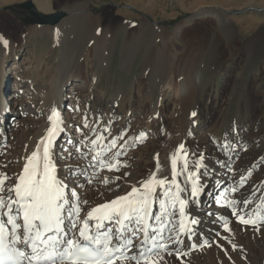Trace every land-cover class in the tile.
<instances>
[{
  "label": "rangeland",
  "instance_id": "obj_1",
  "mask_svg": "<svg viewBox=\"0 0 264 264\" xmlns=\"http://www.w3.org/2000/svg\"><path fill=\"white\" fill-rule=\"evenodd\" d=\"M25 1L27 0L7 4L0 1V35L9 41V47L3 50V54L8 55L5 64L9 77L6 82L9 90L6 91L7 94L5 92L7 95L5 100L8 103L2 104L11 118L9 123H4L3 119L0 121V171L6 172L9 176L17 174L18 157L24 153L29 141L39 133L40 125L46 121L44 111L51 107V92L58 81L64 80L65 75L62 60L59 61L60 53L66 54L67 51L66 47L64 48L65 41H58L59 45L54 44L48 34L28 36V28L35 24H25L20 12L7 9ZM33 1L37 6L38 0ZM85 1L94 8L95 16L101 18V29L112 30L127 20V23L131 22L128 33L130 37L132 34H138L137 25L143 18L148 17L157 24V27L165 29V33L170 37V46L167 48V57H163L164 61L158 56L149 62V68L145 70L144 54L147 48L157 51L154 45L161 47L163 43L160 40L141 35L130 44H125L123 48L121 43L123 36H119L115 43L107 39L104 48L101 49L103 62L96 56L84 59L79 73L81 76L64 83L65 98L60 111L67 126L63 133L64 137L61 136L57 140L60 150L55 153V159L64 165L62 167L64 171L67 170L64 175L69 187L76 188L80 198L84 199L83 197H88L102 185L82 183L78 173L77 176L70 175L69 168L72 166L80 172L82 170L80 167L85 164V160L79 158L76 151L80 146L81 135L87 131L82 123L83 118L87 115L88 121L95 119L101 122L105 121L107 115L111 118V108L119 100V92L123 94V98L120 107L116 108L118 113L116 118H119L117 123L122 127L121 132H126L122 140H127V144L130 142L119 157L122 165H126L120 167L119 176L124 179L127 188L134 183L138 185L145 177L150 176L157 164V154L160 160L164 149L173 147L175 137L182 132V125L177 127L181 105L177 102L176 85L172 87L173 89L166 87L164 89L163 84L159 83L154 92L152 84H148L145 78L148 73L151 76V70L160 74L166 61L177 70L191 49L203 47L201 55L196 57L197 61H194L192 67L195 77H201L200 114L199 120L195 122L197 131L191 141L195 154L199 157L202 154L204 157L203 174L200 178L205 179L210 175L209 185L218 181L216 186L221 183L230 189L233 187L238 189L235 193L228 191L222 195L228 194V198L241 202L242 198L251 194V204L260 205L261 193L264 192V0H48L51 11L54 12L66 7L79 9ZM211 6L223 7L234 14L236 41L231 47L229 45V48L224 45L226 44L224 40L219 43V47L212 42L213 22L206 18L207 14L203 13V10L195 11L199 7L204 9ZM257 7L262 8L260 12ZM75 14L71 20L72 28L69 26L71 30L67 27L65 31L66 33L68 29L67 38L71 40L78 36L75 34L81 32L82 15L80 11ZM70 31L73 32H71L73 36ZM225 33L229 35V32ZM93 40H88L86 44ZM12 44L13 48H10ZM51 47L53 51L52 55H49ZM68 51L70 59L72 51L76 52L75 64L80 61L79 48ZM125 52L130 57L126 63H122ZM18 61H23V68L29 69L24 72H29V77L33 78L34 74L38 73V83L34 85L39 90L36 92L34 105L25 101L24 106L16 109L15 99L9 98V95L16 80L13 66ZM147 70L149 72H146ZM23 80L25 83H21L26 85L28 79ZM89 83L92 84V94ZM150 91L155 93L153 98ZM33 94L30 92L29 95ZM39 103H43L45 108L39 109L37 107ZM231 124L236 128L233 130L236 135L239 133L238 129L241 131L237 135H240L238 141L230 139L231 129L226 130L231 128ZM141 133H146V138L138 139ZM242 176L246 178L244 182H241ZM221 189L222 187L217 189L214 196H219ZM125 191L126 189L121 194ZM260 214L261 212L257 213V218ZM261 243L256 244V247ZM242 252L244 257L240 256L235 260L239 264H264V255L258 253V250L248 254L246 252L247 255ZM218 260L216 259L214 264H225ZM229 262L233 263V260ZM203 264L208 263L203 260Z\"/></svg>",
  "mask_w": 264,
  "mask_h": 264
},
{
  "label": "snow or ice",
  "instance_id": "obj_2",
  "mask_svg": "<svg viewBox=\"0 0 264 264\" xmlns=\"http://www.w3.org/2000/svg\"><path fill=\"white\" fill-rule=\"evenodd\" d=\"M0 42L7 48L9 41L2 35ZM48 121L45 134L23 157L21 171L13 176L0 171V264H160L162 253L173 255L169 244L182 245L181 236L191 238L199 220L186 209L198 201L205 187L200 182L202 154L190 165L185 145L179 144L170 157V178L157 175L161 171L157 154L156 170L148 178L125 194L84 212L88 201L81 200L76 188H70L57 174L53 149L65 131L58 109L51 110ZM84 127H88L87 117ZM124 135L126 132H121L109 140L100 133L91 139L89 150L94 155L90 166L96 171H119L126 166L119 159L122 153L113 152ZM142 138L146 133L138 139ZM76 151L86 155L79 147ZM96 171L86 177L87 183L93 182ZM69 173L75 175L76 171L69 169ZM245 179L242 176L241 182ZM109 182L106 176L101 180L105 185ZM237 190L233 187L225 192ZM221 200L239 223L257 224V219L246 218L238 211V204L248 205L250 200L240 202L222 195L216 203ZM223 228L231 232L229 221L224 220ZM186 254L175 250L178 258Z\"/></svg>",
  "mask_w": 264,
  "mask_h": 264
},
{
  "label": "bare ground",
  "instance_id": "obj_3",
  "mask_svg": "<svg viewBox=\"0 0 264 264\" xmlns=\"http://www.w3.org/2000/svg\"><path fill=\"white\" fill-rule=\"evenodd\" d=\"M0 1L3 4L4 3L7 4L10 2H15V1H19V0H0ZM27 1H25V2H27ZM25 2L19 3L16 6L11 7V8H7V9H11V10H15L17 12H20L22 14L21 17L24 20L25 24L29 25L34 18V15H33L32 10L27 9V7H25V4H24ZM32 2H33V5L35 6L34 8L37 11L42 12L44 15H51V14H55L56 12H63V14L65 15V19L62 20L59 23V25L39 26V25L35 24V25L30 26L28 28V32H27L28 36H31L34 34H38V35L48 34L51 36L52 40L54 41V44H59L60 42H58V41H61V40L65 41L66 46L64 45V48L66 47V49H67L66 54L64 52H61L62 51L61 50L60 51L61 53L59 56L60 57L59 61L62 60V65H63L62 69L64 71L63 75L64 74L65 75L63 78L64 80L58 81L55 84V89L52 92L50 91L51 92V102H50L51 107L46 108L44 111V114L46 115V121L43 123L41 122L42 124L39 123V125L41 124L40 128L38 130L39 133L36 132V133H38V134H36V137H33L32 141H29L30 143L25 148L24 153L22 155H19V157H18V168L16 170L17 174L21 171L23 164L25 163L23 157L25 155L31 153V151L34 149V147L37 144L40 137H42L45 134L46 129L49 127L48 116L51 114V110L53 108H56L61 113L60 106L62 104V101L65 98L64 86L66 84L64 85V83L69 82V80H72V78L74 79V78L81 76V74H79V73H80V69L82 66L81 62H83L84 59L87 60L90 56H96L100 59L101 62H103V60H101L102 56H103L101 49L104 48V44H106L105 41L107 39L109 41H112V43L113 42L115 43L117 41V39L119 38V36H123V39L121 42L123 44V48H124L125 44H130L135 39L141 37V35H143V37L146 36L150 39L153 38L154 40H160L163 43V45L161 47H156V45H154L155 48L157 49V51L156 50L153 51L154 49L147 48L148 50L144 54L145 55V59H144V69L145 70L147 68H149V62L153 59L155 60V58L158 56L161 57L162 60L164 61L163 57L164 56L167 57V48L170 46V43H169L170 37L167 35V33H165V29L157 27V24L148 17L143 18L140 21V23L137 25L138 34H136V35L132 34V36L128 37L131 22L127 23L126 22L127 20H126L125 23H121V25H118V27L112 28V30H103V29H101V18L97 17V15L95 16L94 8L89 5L88 1H85L80 6L79 9L76 6L75 7L77 9L66 7L63 10H59L56 12L51 11L52 10L51 5L48 2V0H38L37 6L35 5L33 0H32ZM260 7L263 8V6H260ZM202 8L203 7H199L195 11H197V10L202 11L203 10L202 12L207 14L206 18L211 19L210 21L213 22L214 35H213L212 42H215L219 47V43H222V41L224 40L226 43L224 45L227 48H229V45L231 47V45L234 44L236 41V36H235L236 25H235L234 20H233V16H234L233 12L231 13L229 10H227L223 7H217V6L206 7L204 9H202ZM257 8H258L259 12L261 11L260 9H262V8L259 9V7H257ZM78 11H80V14L82 15L81 16L82 21L79 20L80 24H81V32L77 33V34L74 33L75 35H78V36H75V38L73 40H71V38H67V34H68L67 32H68V29L71 30V28H72L71 25H73V23H72L73 21H71V20H73L72 17H75L76 16L75 13L76 12L78 13ZM192 12H194V11H192ZM203 13L200 12V14H203ZM75 23H74V25H75ZM183 24H181V25H183ZM67 27H68V29H67V32H66L67 34H66L65 31H66ZM77 28L80 29V27H77ZM79 31L80 30H78V32ZM225 31L229 32V35H227L225 33ZM71 32L72 31H70V33ZM82 32H83V34H82ZM175 32H176L175 34L177 36V30ZM70 33H69V35H70ZM72 33H71V36H73ZM148 33H150L151 35H149ZM92 39H94L93 42L86 44L88 42V40H92ZM74 44H76V45H74ZM13 45L14 44H12L10 48H13ZM72 45L74 47H71ZM15 47H17V46H15ZM82 47H83V49L81 50ZM4 48L5 47H4L3 43L0 42V53H1V55H0V121H1V119H3L4 123H9L11 118L8 117L7 112H5L6 107L2 104V102L8 103L7 100H5V96L7 97V95L4 92L7 90L6 82L9 79L8 74H7V69L5 68V64H6L8 55L3 54ZM78 48L81 51V52L80 51L78 52L79 53L78 56L80 57V61L79 62L77 61V63L75 64L74 63V57H75L76 52L72 51L71 59L67 55V52L69 53L68 50H70V52H71V49L77 50ZM150 48H152V46ZM52 51H53V47L50 48L49 55H52ZM201 51H203V47L202 48H196L194 50L191 49L190 54H188L187 58H185V60L182 61L178 65V67H180V68H177V70L174 69L173 65H171L168 61H166V62H164L165 67L163 69H161L160 74H156V73H154V71L151 70V72H150L151 76L148 73L147 78H145L148 84H152L153 89L154 88L156 89V87L158 86L159 83L163 84L164 89H165V87H166V89L167 88L173 89L172 87L174 85H176V88H177V90H175L176 91V98L178 100L177 101L178 104L181 105L180 106L181 108L179 107L180 113L177 117V127H180L182 125V130H181L182 132H181V134L179 133L180 135H178L177 137L174 136L175 137V144L173 147H170L169 146L170 144H168L167 146H169L170 148L167 149L168 147L166 146L167 148L164 149L165 152L163 153V155L160 157V160H159V163L161 165V171L159 173H157L158 176H169V178H170V157L176 151L177 146L181 143H183L185 145V148L187 149V151L189 153L188 159L190 161V165H191V163H194L199 158V156H197L195 154L196 153L194 150L195 148L192 145L191 141H192V137H194L193 134H195L197 131L195 122L199 120L198 114H200L199 113V110H200V99H199L200 86L199 85H200V78L201 77L200 78L195 77L196 75H194V70L192 69V67H194V61L196 60V57L197 56L199 57L201 55ZM96 57H94V58H96ZM129 57H130V55L127 56V54L125 52L123 55V58H122V63H126L127 60H129ZM150 58H152V59H150ZM161 64H163V63H161ZM36 68H38V67H36ZM13 70H14V75L16 76V80H15V85L13 86L14 89L11 90V94L9 95V98L14 97L16 109H19L20 106H24L25 101L30 103L31 105H34L35 101H36V99H35L36 98L35 97L36 92L39 90L37 88V86L34 85V84L38 83V73H35L33 78L29 77V72L24 73L25 71H27L29 69L23 68V61L22 62L21 61L15 62L14 66H13ZM83 70H82V72H83ZM72 71H76L77 73H73ZM146 72H149V71L147 70ZM21 76H23V77H21ZM23 78L28 79L26 85L22 84V83H25V80H23ZM92 80L94 82L95 77H93ZM92 80H91V82H92ZM90 83L88 86H89V89L91 90L92 84H90ZM58 84H60L59 87H58ZM155 89H154V92H155ZM146 90H144V91H146ZM30 92H33L34 94L29 95ZM92 92H93V90L90 91L91 94H92ZM150 95L153 98L155 93L153 94L151 92ZM25 98H26V100H25ZM118 98H119V100L116 102L114 101L115 103H114V105H112V108H111L112 117L111 118L107 115L105 121L103 120V122H101L100 120H95V119L93 121L87 120L88 121V127H86V128L84 127L87 131L84 134L81 133L82 135H81L80 140H79V144H80L79 148L86 155H81L79 153L78 156H79V158L82 157L85 160V164L80 167L82 169L80 172L72 166H70L69 169H74L76 171L75 175L77 176V173H78V176L80 177V179L82 180V183H84V184L85 183L87 184L86 177L91 176L93 174V172L96 171V169H93L90 166V163L92 161V156L94 155V153L89 150L90 149V140L95 139L96 135H98L100 133H103L110 140L112 137L118 136L122 131L121 125L117 123L118 122L117 120L119 118L118 117H117L118 119L116 118V116L118 115L116 108L120 107V104H121L122 98H123V94L121 92H119ZM99 101L100 100H97V102H99ZM39 102H40V100H39ZM37 107L39 109L45 108L43 103H39L37 105ZM21 113H22V111H21ZM193 113H195V115H193ZM84 114H85V112H84ZM61 117H63V116L61 115ZM86 117H87V119H89V116L86 115ZM63 122H64L63 127L66 128L67 124L65 123L66 122L65 119H63ZM82 123H84L83 120H82ZM244 124H245V122H244ZM230 127L231 128L226 129V130L231 129V132H230L231 135L229 136L230 139H232L233 141H238L240 135L239 136H237V135L240 134L241 131L238 129L239 133L236 135L235 131L233 132L235 127H233L232 124L230 125ZM109 130H110V134H109ZM63 133H65V131ZM63 133H61L59 135V137L63 136ZM84 137H88L89 139L85 140ZM58 138L55 141V147L53 149L54 160H55V163L57 165L58 176L61 179L65 180L64 172H66L67 170L64 171L62 169V167L64 165H61V163L57 162V160L55 159V153L57 152V150H60L59 144L57 143ZM172 138L170 140H172ZM81 141H83V143H81ZM105 143H107V141H105ZM129 144H130V142H128V144H127V140L126 141L120 140L118 142L119 146L117 145L118 147L113 149V152H122L125 149L126 145H129ZM111 154L112 153H108V156H111ZM154 169L156 170V167ZM155 170H153L152 172H154ZM202 172L203 171H202V167H201L200 168L201 175L203 174ZM119 173H120L119 171H108L107 169H104L102 171H96V178L93 179L92 183H94V184L100 183L104 186L101 185L97 191H92L93 193L91 195H89L88 197H83L84 199H81V200H87L88 201V205L84 206V212H86L90 206H96L98 204H102L106 201H109V200H111V199H113L119 195H123V194H121V192L124 189H126L125 193L128 192L129 190H131V187L127 188V185L125 184L124 179L119 176L120 175ZM151 173H150V175H151ZM82 176H86V177L82 178ZM105 176L108 177L109 181H110L107 185L101 183V180ZM117 176L120 177L119 180L114 179ZM146 178H148V177H145V179ZM180 179H183V178L180 177ZM202 179L203 178H200V182L203 185H205L203 193L198 198V201H196L194 203H190L189 207L186 209V211L190 212L192 217L199 220V224L195 226L194 234L191 236V238H189L188 236H181V239L183 240L182 245L181 244H169V250L173 252V255H168L167 253H162V255L164 256V259L162 261H160V264H177V262H179L178 264H203V260L206 261L208 264H214L216 259H219L220 261L222 260L221 262H224L225 264H239L235 260L236 259L238 260V258H240V256L244 257L242 255V253H243L242 251H244V255H247L249 252L258 250V253L261 252L264 255V197L262 196V195H264V192L261 193L262 203L260 205H253L251 203H249L248 205H244L243 203H241V204H238V206H237L238 211L242 212V214H244L246 218L257 219V224L254 227H251L252 225H243V224L239 223L238 220L236 219V216L232 215L231 208L228 207L227 205H225L223 200H221L220 203H216V200L219 199L223 193H225L226 189L230 190L229 187H227L226 185L221 184V183H218V185L216 186L218 181L217 182L215 181L213 184L209 185V181L211 179L210 175L206 176L205 179H203V180ZM11 182H14V178L12 181H10V183ZM65 182H66V180H65ZM117 185H119V187H117ZM134 185H135V183H134ZM221 187H222V189L220 190V195L214 196L215 191ZM230 187H231V185H230ZM261 191H263V190H261ZM229 192H231V191H229ZM185 195H187V194H185ZM213 197H214V199H213ZM246 199L251 201L252 200L251 194H248V195H246V197L242 198L241 202L246 200ZM258 212H261V214L257 218L256 215ZM81 215L83 216L84 213H82ZM224 220L229 221L231 232H228L223 228ZM225 236H227L228 239H224ZM205 240L208 241L207 245L203 244V242ZM229 241H231V243H229ZM258 243H261V244H260V246L256 247V244H258ZM193 244L197 245V247L193 248L192 247ZM233 244L236 245L235 249H233V247H232ZM201 245H203V246L201 247ZM177 249H179L182 253H187V254L182 255L181 257L178 258L175 255V250H177ZM246 252H247V254H246ZM231 260H233V263L229 262Z\"/></svg>",
  "mask_w": 264,
  "mask_h": 264
},
{
  "label": "water",
  "instance_id": "obj_4",
  "mask_svg": "<svg viewBox=\"0 0 264 264\" xmlns=\"http://www.w3.org/2000/svg\"><path fill=\"white\" fill-rule=\"evenodd\" d=\"M25 7H27V9L32 10L34 18L31 21L30 24H37V25H50V26H54L57 25L59 22H61L63 19H65V15L63 14V12H56L55 14H51V15H44L42 12L37 11L33 5L32 0H28L27 2L24 3Z\"/></svg>",
  "mask_w": 264,
  "mask_h": 264
}]
</instances>
